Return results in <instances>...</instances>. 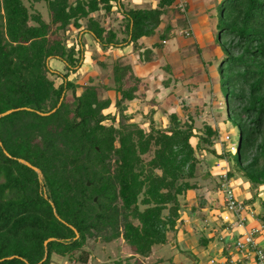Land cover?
I'll list each match as a JSON object with an SVG mask.
<instances>
[{"label":"trees","instance_id":"1","mask_svg":"<svg viewBox=\"0 0 264 264\" xmlns=\"http://www.w3.org/2000/svg\"><path fill=\"white\" fill-rule=\"evenodd\" d=\"M25 1L0 0V114L14 110L0 117V264H51L52 256L86 264V240L108 244L118 238L130 255L110 264H144L153 246L168 245L165 235L180 224L188 192L201 196L198 208L205 204L204 188L193 182L195 152L229 163L227 178L236 175L253 185L241 202L253 209L256 189L264 188V0H218L215 6L218 89L225 121L237 133L233 151L224 154L214 149L217 131L205 124L196 130L191 118L180 121L170 113L167 126L159 128L149 110L146 129L132 122L121 107L136 100L141 79L123 56L109 64L95 60L111 75L110 84L98 83V75L79 87L68 80L81 66L84 35L101 50L140 49L175 0H155L148 9H125L123 0ZM38 3L45 5L47 20L33 9ZM114 9L123 24L119 39L93 16ZM171 28L163 25L159 41L173 36ZM70 29L76 41L66 45ZM158 47L141 56L149 61ZM51 59L67 74L52 70ZM108 91L114 111L103 113L111 101L100 96ZM259 204L264 210V196ZM256 219L264 222V213ZM209 240L198 236L196 242L205 247ZM179 254L194 260L186 250ZM171 258L159 262L171 264Z\"/></svg>","mask_w":264,"mask_h":264},{"label":"rangeland","instance_id":"2","mask_svg":"<svg viewBox=\"0 0 264 264\" xmlns=\"http://www.w3.org/2000/svg\"><path fill=\"white\" fill-rule=\"evenodd\" d=\"M25 5H28L23 0ZM218 0H175L169 7L164 15L161 16V21L158 27L155 29V34L151 37L143 38L140 41V49L133 48L131 45L125 47L124 53L121 52V56L126 57L127 53L130 57V63L134 66V72L141 79L139 86V92L136 100L131 104L124 106L121 109L125 112L126 116L131 115L133 117L132 122H135L138 126L146 129L148 122L147 112L152 110L154 114L151 116V120L156 127L162 128L167 126V115L175 113L180 121H186L187 117L191 118L193 127L197 130L200 129L203 124L215 129L218 133V139L214 142V149L217 153L224 154L226 151H233V144L236 143V129L225 121V110L223 108V98L218 89L217 83V71L216 60L220 59L221 52L214 43L216 34L215 30V6ZM122 6L128 8H141L148 9L155 5V0H123ZM33 9L38 11L44 20H47V11L43 3L34 4ZM173 9V10H172ZM93 16L99 20V22L106 29L118 31L122 30V22H120V15L116 14L115 9L111 14H93ZM169 24L172 37L168 36L162 41L158 39V33L162 30L163 25ZM123 34L118 33V39ZM66 45L75 44L76 40L75 31L70 29L65 34ZM88 39V38H87ZM87 39H83V51L90 52L94 56L93 46H85L84 42ZM91 39V38H90ZM92 40V39H91ZM153 44H158L159 47L154 49L149 61H145L141 56V53L150 48ZM95 45V44H94ZM94 47V48H93ZM88 55V54H87ZM104 56V62L109 64L114 59L118 58L116 54L108 52ZM120 56V57H121ZM85 53L83 60H85ZM87 59V58H86ZM133 59V60H132ZM82 60V62H83ZM92 60L88 62L91 63ZM218 61V60H217ZM81 62V64H82ZM85 62V61H84ZM83 62V64H84ZM93 64V61H92ZM49 67L61 74H67V70L63 68L62 63L57 60L51 59L48 63ZM81 67V66H80ZM79 67V68H80ZM75 74L76 80L78 73L72 71L68 73ZM102 71L97 76L98 83L111 82V75H106ZM68 80L74 83L73 79ZM54 85L58 84V80L55 77H49ZM88 76L85 77L87 79ZM81 80L77 81V86ZM86 82V81H85ZM143 85L146 88H143ZM80 88L75 90V94L78 95ZM114 93L108 91L103 93L100 97L113 99ZM68 102L71 100L70 93L66 94ZM113 101V100H112ZM113 104L111 103L109 108L104 110L103 113L114 111ZM196 139L190 140V145L193 147ZM194 156L199 160V165L196 170V177L193 180L199 187L205 188L207 192L216 190L215 204L212 208L207 202L202 204L203 211H200L199 199L201 196L196 192H188L184 201L186 207L180 214L186 213L192 206V209H196L197 218H205L209 223L207 226L209 229L203 230V227L197 226L200 229V234L217 238H221L224 233L232 234L236 237L237 229H231L228 232V228L221 227V222L218 219L220 214L219 208L222 206V195L217 190L222 179L213 175H221L225 170H230V164L221 160L213 158L210 154L204 152H195ZM206 174V175H205ZM205 175V176H204ZM212 175V176H211ZM229 185L233 189V193L238 201L243 202L251 195L253 185H248L242 179L232 176L227 179ZM200 188V189H201ZM203 192V189L201 190ZM200 191V193H202ZM205 191V192H206ZM203 192V194L205 193ZM212 195V194H211ZM257 201L253 203L252 210L253 216L256 218L257 214L264 213L261 209L259 201L264 196V188L258 187L256 189ZM212 198L209 197V201ZM212 203V202H211ZM189 208V209H188ZM188 209V210H187ZM188 216V214H186ZM193 215V216H194ZM195 228V232L198 231ZM227 231V232H226ZM196 235V233H195ZM171 234L167 235L169 241L173 240ZM218 239V241H220ZM214 242V241H213ZM83 249L87 251L88 259L86 264L107 263L111 261L129 257V248L118 238L110 243H102L98 239L86 240ZM169 246L164 244L160 246H153L151 249V255L145 259L144 264H160L159 259L163 260L165 256L172 255L169 252ZM174 252V251H173ZM78 255V252L73 254ZM175 259V254L173 255ZM178 259V258H177ZM175 259L171 264H176ZM51 264H80L76 261L58 260L55 256H52ZM180 264V263H179Z\"/></svg>","mask_w":264,"mask_h":264},{"label":"crops","instance_id":"3","mask_svg":"<svg viewBox=\"0 0 264 264\" xmlns=\"http://www.w3.org/2000/svg\"><path fill=\"white\" fill-rule=\"evenodd\" d=\"M101 14V13H100ZM88 38V39H87ZM83 39H87L84 44L85 46H92V44L94 43L93 40L90 39V37L88 35H84ZM76 41V40H75ZM74 41V42H75ZM95 44V43H94ZM93 46L96 47V49L94 48V56H92V54L90 52H86V49L83 52V55L85 53V60H83L81 67L77 69L76 73H78L76 80L74 79L75 74H70L69 78L74 80V84H77L78 80H81V82H79L80 85H84L87 82V79H85L86 76L88 77H95L97 75L100 74V70L97 67V62H95V60H99L102 59L104 61L105 57L107 56L106 54L109 52L112 56V54H116V56L120 57L121 56V52L124 53L125 47L123 48H107L105 50H101L99 48V46L97 44H95ZM128 46H126L127 48ZM88 54V55H87ZM87 58V59H86ZM128 60H130V57L127 53L126 57ZM89 60L92 61L91 63L88 62ZM112 60H114V57L112 56ZM133 60V59H132ZM132 65V64H131ZM133 71H134V66H132ZM56 70V69H54ZM135 73V72H134ZM135 75H137L135 73ZM138 77V76H137ZM140 78V77H139ZM86 81V82H85ZM81 90V89H80ZM114 96V95H113ZM113 98V97H112ZM113 99H110L111 103H112ZM135 101V100H134ZM134 101H131L127 104H124V106L127 105H131ZM217 177V175H214ZM206 189H203V192H205ZM216 190H213L211 192H205L204 193V199H205V204L206 202L213 208L214 205H216L215 203V195H213V193H215ZM212 194V195H211ZM209 197L212 198L211 201H209ZM212 202V203H211ZM191 208L192 206L195 205H189ZM188 208V209H189ZM187 209V210H188ZM190 210V209H189ZM189 210L186 213H182L180 215V224L177 225V228L175 230V232L171 233H166V240L168 241V246H169V252L173 253L171 256V262H174L175 259L177 261L176 264H251L252 262V254L251 253H238L234 250L233 248V243L238 239V236L240 234H242L245 231H249L252 230L253 231V240L257 243V248H260L262 250H264V222H260L259 220H257L253 214L254 211L253 210H249V214L246 215V221H245V228L244 229H237V233H236V237L233 236L232 234H227L224 233V235H221V240L218 241L217 236L212 237L210 236L211 234H207L206 236L203 235H199L202 236L204 238H210V240L207 242V245L205 247H201L197 245L196 239H197V235L198 233H200V229L197 228V226H201L203 227V230H207L208 228V222L207 220H205V218H197L194 214H188ZM200 211H203L204 208H199ZM185 211V210H184ZM188 214V216L186 215ZM195 228H197L198 231H194ZM227 232V231H226ZM229 232V230H228ZM196 233V235H195ZM171 234L172 239L171 241H169L167 239V235ZM214 241V242H213ZM180 250H186L187 251V255L188 256H193L194 260L191 261L190 259L187 258H182L179 254ZM174 251V252H173ZM175 254V259L173 258ZM178 258V259H177ZM147 259V258H146Z\"/></svg>","mask_w":264,"mask_h":264},{"label":"built area","instance_id":"4","mask_svg":"<svg viewBox=\"0 0 264 264\" xmlns=\"http://www.w3.org/2000/svg\"><path fill=\"white\" fill-rule=\"evenodd\" d=\"M226 170L218 178L222 179L217 190L222 195V206L219 208L220 214L218 219L221 222V227L231 229H244L246 215L249 210L236 199L233 189L227 182ZM253 231H245L238 236V239L233 243V248L238 253H251V264H264V250L257 248V243L253 240ZM220 240V239H219Z\"/></svg>","mask_w":264,"mask_h":264},{"label":"water","instance_id":"5","mask_svg":"<svg viewBox=\"0 0 264 264\" xmlns=\"http://www.w3.org/2000/svg\"><path fill=\"white\" fill-rule=\"evenodd\" d=\"M60 101H61V99L59 100V103H60ZM59 103H58V104H59ZM12 111H14V110H7V111L1 113V114H0V117H4V116L8 115V114H10ZM53 111H54V110H52L51 112H53ZM40 115L45 116V115H48V113H46V114H40ZM20 162L23 163L22 161H20ZM24 165H25L26 167L32 169L35 173H38L37 170H36L35 168L31 167L29 164H27V163L24 162ZM86 186H88V183H86ZM76 237H77V235L75 234L74 238H76ZM51 240H52V239H47L46 241H44V242H43V246L45 247L46 243L49 242V241H51ZM43 259H44V258H43Z\"/></svg>","mask_w":264,"mask_h":264}]
</instances>
